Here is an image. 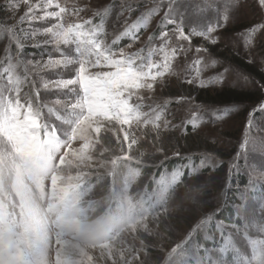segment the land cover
<instances>
[{"label": "rangeland", "instance_id": "rangeland-1", "mask_svg": "<svg viewBox=\"0 0 264 264\" xmlns=\"http://www.w3.org/2000/svg\"><path fill=\"white\" fill-rule=\"evenodd\" d=\"M30 2L41 5L34 9L41 19L21 21L27 6L0 0V264H169L174 248L171 264L182 255V264L258 260L264 250V87L232 63L239 58L264 74L258 0H173V16L188 40L173 32L175 25L162 27L169 0H58L68 10L65 25L103 23L114 50L147 55L149 47L164 45L161 31L169 32L168 71L151 90H139L141 111L165 108L158 134L151 124L120 125L68 105L83 95L79 85L44 87L78 71L75 63L43 67L49 59L77 54L75 45L47 42L45 30L60 21L44 13L59 9ZM152 59L162 62L163 54L157 49ZM226 90L258 92L263 99L217 105L183 94ZM177 145L193 151L175 170L161 167L179 157ZM242 175L245 187L237 183Z\"/></svg>", "mask_w": 264, "mask_h": 264}, {"label": "snow or ice", "instance_id": "snow-or-ice-1", "mask_svg": "<svg viewBox=\"0 0 264 264\" xmlns=\"http://www.w3.org/2000/svg\"><path fill=\"white\" fill-rule=\"evenodd\" d=\"M21 2L27 6L25 14L21 17V21L27 20L32 22L42 18L34 13V9L41 7V5H34L30 0H21ZM258 3L264 8V0H258ZM172 4L173 0H169V11L164 15L162 27L167 24H173L175 25L173 32L177 34L181 40H188L189 37L185 35L180 23H178L173 16L174 9ZM12 7L14 9L18 8L19 4H13ZM43 7H55L59 9L57 12L45 11L44 13L45 17H54L60 21L53 27H49L45 30L46 34L50 35L52 38L51 41L47 42H55L57 45L61 43L75 45V53L77 54L71 58H50L48 63L43 67H59L72 63L78 65L75 78L57 79L50 83H45L44 87L68 89L69 86L79 85L83 95L75 103H70L68 105H75L82 108L88 113L89 117L98 116L109 120H115L120 125H132L133 122H135L136 126L139 127L142 124L144 126L151 124L152 129L158 134L165 108L163 106H157L156 108H151L149 112L141 111L144 98L139 90L145 88L151 90L157 77L164 75V73L168 71L170 57L165 51V47L168 42L166 38L169 37V32L167 30L161 31L160 39L164 41V45H158L157 48L149 47L147 55L144 54V49H140L135 53L126 52L124 48L114 50L106 43L103 23L99 26H93L92 20L89 19L82 23L65 25L63 22V14L68 10L61 5L58 0H44ZM158 8L159 4L156 9H152L151 11L155 13ZM127 10L131 12L134 9L131 8V5H128ZM96 15H100V13H96ZM224 19L227 20V16H225ZM85 25L89 27L85 29ZM213 30V28H209L208 32H212ZM254 31L255 29L249 30V32ZM124 34L126 33H121V36ZM197 35L203 36L205 39H210L211 43L216 42V38H209L206 32H199ZM119 38L120 37H116L111 43L116 44ZM132 39L134 42L138 41L139 36L133 35ZM251 39L252 37L250 36L248 40L249 46H251ZM148 40L152 41L153 37L149 36ZM126 47L131 48L132 44L130 43ZM157 49L159 53L163 54L162 62H157L152 59ZM197 51L199 52L201 49L197 48ZM175 54L176 50L173 49L172 56L174 57ZM196 63H200V61L197 60ZM98 66H106L109 70L90 71L91 68H97ZM39 67L38 65L37 70ZM154 68L156 69L155 73L152 71ZM17 83H20V81H17ZM189 83H191V81H189ZM201 83L203 84L204 82L201 81ZM262 87H264V85H262ZM70 91H76V89L72 88ZM19 93L20 89L17 88L16 94ZM36 95L38 96V92ZM77 95H79V93H77ZM133 97H135L134 103L132 102ZM57 103H59V101H57ZM260 107L264 109V104ZM163 126L166 128L168 123L165 121ZM124 136L127 139L129 133L125 131ZM136 140L137 137L133 135L132 142ZM244 143H247V139H245ZM175 155L179 156L180 153L177 152ZM161 184L164 185L166 190L167 184H165L163 180ZM205 219H210V217H206ZM262 230H264V228H262ZM180 247V245L176 246V248ZM174 251L175 248L167 253L166 261H169V264H171L173 259L171 254ZM178 261L182 264L183 255L179 257L177 264ZM219 264H232V262L220 261ZM248 264H264V250L261 251L258 260L253 261L251 258Z\"/></svg>", "mask_w": 264, "mask_h": 264}, {"label": "trees", "instance_id": "trees-1", "mask_svg": "<svg viewBox=\"0 0 264 264\" xmlns=\"http://www.w3.org/2000/svg\"><path fill=\"white\" fill-rule=\"evenodd\" d=\"M214 52L216 53V51H214ZM234 58L235 59L232 61V63L236 64L241 69H243L247 73L251 74L257 80L261 81L262 85H264V74H262L261 72L256 70L255 67L246 63L245 61H241L239 58H236V57H234ZM183 94L189 98H194V100L197 102H207V103H212V104H217V105H221V104H223V105L227 104L228 105V104H234V103L254 105L256 103L258 104L263 99V95H260L258 92H255V93H249V92L239 93V92H236L234 90H230V91L226 90V91L217 92L214 94H210L209 92H203V91H199L198 93L196 91L195 92L190 91L189 93H183ZM189 137H191V135H189ZM172 149L177 150V152H179L181 155H179V157H177V158L168 160L161 167H168V169H174L175 170L183 160H186L188 158V157L184 158V156H183V155H185L184 153H190L193 150L186 149L185 145L183 147L181 145L180 146L177 145V146L173 147ZM172 153H174V152H172ZM196 157L191 158V160L195 159ZM152 171H153L152 169L148 170V169L144 168L145 174H151ZM246 182H247V180L245 179V177L243 175L237 181V183L239 184L238 186H240V187H245V185L247 184ZM231 203H234V201L231 200ZM233 217H234V214L230 213V216L228 217L227 220H231V218H233Z\"/></svg>", "mask_w": 264, "mask_h": 264}]
</instances>
